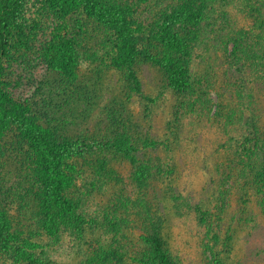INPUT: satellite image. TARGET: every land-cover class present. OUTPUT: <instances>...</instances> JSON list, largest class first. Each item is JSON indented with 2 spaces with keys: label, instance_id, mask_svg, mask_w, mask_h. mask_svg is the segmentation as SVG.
<instances>
[{
  "label": "rangeland",
  "instance_id": "obj_1",
  "mask_svg": "<svg viewBox=\"0 0 264 264\" xmlns=\"http://www.w3.org/2000/svg\"><path fill=\"white\" fill-rule=\"evenodd\" d=\"M132 1L143 22L149 5ZM208 1L199 26L180 36L189 47L183 61L190 85L183 92L171 88L159 66L139 61L141 93H135L115 64L116 48L108 49L92 26L84 27L72 71L47 69L41 50L61 16L45 0H27L19 20L24 35L15 43L4 77L9 90L29 106V122L84 140L125 132L137 138L138 159L161 177L151 199L165 219L168 247L181 264H213L209 249H222L223 242L229 264H264V2ZM151 15L143 26L146 33H140L144 37L159 22ZM233 30L252 34L248 60L233 55ZM19 156L13 147L0 152V200L23 181ZM110 167L117 184H105L94 194L87 188L94 219L104 227L115 200L123 203L124 195L137 191L129 159L120 156ZM7 208L14 207L7 201ZM17 223L27 230L28 222ZM105 234L98 228L97 240ZM35 241V252L46 264H92L90 240ZM0 264L31 263L15 262L0 247Z\"/></svg>",
  "mask_w": 264,
  "mask_h": 264
},
{
  "label": "trees",
  "instance_id": "obj_2",
  "mask_svg": "<svg viewBox=\"0 0 264 264\" xmlns=\"http://www.w3.org/2000/svg\"><path fill=\"white\" fill-rule=\"evenodd\" d=\"M45 1L61 16L57 31L41 50L40 62L50 71H72L76 67L84 27L92 26L105 37L108 49L116 48L115 64L135 93H141L135 69L139 61L159 66L177 92L188 89L183 58L189 47L180 36L199 26L210 1L199 0L197 5L196 0H136L149 5L143 22L132 0ZM152 1L154 6L150 5ZM26 3L0 0V152L16 149L21 155L17 157L19 167L24 171L16 192L0 200V247L15 262L46 264L35 252V239L62 242L74 237L92 241V264H181L168 247L163 232L165 219L151 199L161 177L148 172L138 159L137 138L127 132L87 140L78 135H59L36 121L29 122V106L8 88L6 64L15 53V43L24 35L19 20ZM148 14L159 22L151 25L144 37L141 34L146 33L143 26ZM248 31L230 33L235 44L233 55L239 61L249 57L252 34ZM120 156L134 166L137 191L133 197L124 195L123 203L115 200L104 227L99 218L94 219L97 216L91 193L100 192L105 184H117L110 164ZM89 186L91 193H87ZM7 201L14 207L11 211ZM20 219L28 222L27 230L19 229ZM98 228L107 231L99 240ZM225 245L223 242L222 249L210 247L213 264H229Z\"/></svg>",
  "mask_w": 264,
  "mask_h": 264
}]
</instances>
